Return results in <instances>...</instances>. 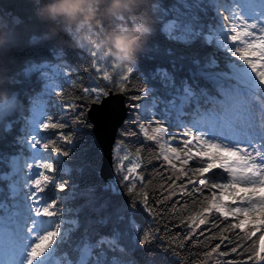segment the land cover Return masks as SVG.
I'll use <instances>...</instances> for the list:
<instances>
[{
	"label": "snow or ice",
	"instance_id": "obj_1",
	"mask_svg": "<svg viewBox=\"0 0 264 264\" xmlns=\"http://www.w3.org/2000/svg\"><path fill=\"white\" fill-rule=\"evenodd\" d=\"M159 15L167 40L189 51L165 48L172 70L149 77L167 99L149 85L130 96L140 103L115 140L118 179L107 184L96 167L82 183L68 174L74 136L93 127L89 104L111 89L94 81L66 100L73 68L60 53L0 66V264H139L142 246L162 239L181 264L189 241L200 250L192 264H264V0H172ZM17 42L12 33L0 64ZM198 44L215 51L201 56ZM90 48L96 73L125 92L133 67L114 81L116 63ZM132 126L146 143L129 151ZM138 206L164 222V236L137 222Z\"/></svg>",
	"mask_w": 264,
	"mask_h": 264
},
{
	"label": "trees",
	"instance_id": "obj_2",
	"mask_svg": "<svg viewBox=\"0 0 264 264\" xmlns=\"http://www.w3.org/2000/svg\"><path fill=\"white\" fill-rule=\"evenodd\" d=\"M172 2V0H146L144 4V19L150 26V33L147 36L145 42L143 43L140 51L137 53L135 62L131 65L133 67V72L129 75V85L124 95V102L127 108V116L125 121L120 126L116 139L119 137L120 129L125 126V123L130 117L136 115V109L134 105L140 103L138 101H132L130 96L132 94L143 95L139 91V88L145 85L155 86L159 89L160 95L164 98H168L165 95V91L162 85L155 80L149 79L151 73L155 72L157 69L163 68L169 71L172 70L171 60L173 57L169 56L165 52V48L171 47L173 49L181 50L187 53L189 49L183 44L173 43L167 40L166 34L161 30L160 24V8L161 6H167ZM0 13H3L9 17L10 28L12 33L17 36L18 42L11 49L8 57L3 64L6 65L8 70L15 72L20 70L27 61H49L54 62L57 53L62 54L61 63H66L73 68V72L70 73L72 77V83H69L65 87V99L72 100L73 96L76 94L83 95L80 89L83 86H93V82L99 83L102 87H109L112 92H119L114 85H109L107 81L101 79V74H97L92 61L93 57L90 55L91 48H81L76 45L74 38L70 35L61 34L55 39H49L47 37V26L41 23L35 18L33 14V5L30 0H0ZM15 19L20 22L15 23ZM126 22L124 24L130 25L134 21L132 18L126 17ZM37 36L39 39L33 41L32 36ZM201 56L215 51L212 46L207 45H195L194 46ZM179 52L176 53L178 55ZM217 56H223L222 51L216 53ZM111 62V59L108 63ZM104 63V62H103ZM123 71L118 68L113 72L114 81L118 79L119 73ZM143 77V79H141ZM33 83L31 87L39 89L41 85L36 82V78L32 77ZM4 83L0 84V89L4 87ZM29 85H23V87H28ZM121 93V92H119ZM59 99V97H57ZM76 103H83V101H75ZM90 105V104H89ZM89 107V106H88ZM88 110V109H87ZM133 130L138 132L136 137H130L127 139L126 147L129 151H134L140 144L146 143L139 134L138 128L132 126ZM65 131H70V129H65ZM11 139V136H9ZM76 140L74 149V160L73 166L68 174L72 180L77 182H84L89 179V174L93 167L99 170L100 176L105 184L113 182L118 179L114 173V163H113V177L106 178L101 174V160L102 153L100 148L94 138L91 129H85L83 133L74 136ZM150 143V142H148ZM145 158L148 156V152L143 153ZM114 162V161H113ZM147 163V159H145ZM158 162L153 161V164ZM153 165H148V171H151ZM146 175V179H147ZM160 182V177L155 176L153 179V184L158 186ZM105 195H110V193H105ZM111 199L115 202L126 201L127 196H113ZM173 199H176L175 197ZM138 211L136 214L137 222L146 229L157 228L161 229L160 235L164 236L163 221L153 220L146 212L142 210V207L138 206ZM202 228L205 226L202 225ZM174 232H181L182 229L173 228ZM208 235V233H206ZM201 240L204 238L201 237ZM214 241L212 243H216ZM168 245L165 240H158L153 242L148 246H142L141 251L138 252L137 259L139 264H148L152 261L153 264H181V257L174 256L171 251L166 250ZM181 252V256L184 261L192 264L196 260L195 253L200 251L193 247V242L189 241L186 243L183 250H178Z\"/></svg>",
	"mask_w": 264,
	"mask_h": 264
},
{
	"label": "clouds",
	"instance_id": "obj_3",
	"mask_svg": "<svg viewBox=\"0 0 264 264\" xmlns=\"http://www.w3.org/2000/svg\"><path fill=\"white\" fill-rule=\"evenodd\" d=\"M36 19L47 26V37L61 34L74 38L77 46L95 45L108 54L117 68L125 71L150 33L144 19L146 0H30ZM133 19L130 25L120 19ZM12 42L9 17L0 13V49ZM0 80V84H3Z\"/></svg>",
	"mask_w": 264,
	"mask_h": 264
},
{
	"label": "water",
	"instance_id": "obj_4",
	"mask_svg": "<svg viewBox=\"0 0 264 264\" xmlns=\"http://www.w3.org/2000/svg\"><path fill=\"white\" fill-rule=\"evenodd\" d=\"M88 121L92 123V133L102 153L101 174L113 177L112 149L117 132L125 121L127 108L124 95L110 91L98 104H90L87 110Z\"/></svg>",
	"mask_w": 264,
	"mask_h": 264
},
{
	"label": "rangeland",
	"instance_id": "obj_5",
	"mask_svg": "<svg viewBox=\"0 0 264 264\" xmlns=\"http://www.w3.org/2000/svg\"><path fill=\"white\" fill-rule=\"evenodd\" d=\"M101 63H103V62H101ZM102 75V74H101ZM113 148H114V146H113ZM114 160H113V149H112V162H113ZM114 163V162H113ZM114 173H115V170H114ZM197 179H199V177H197ZM65 191H67V189H65Z\"/></svg>",
	"mask_w": 264,
	"mask_h": 264
}]
</instances>
